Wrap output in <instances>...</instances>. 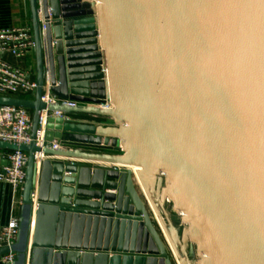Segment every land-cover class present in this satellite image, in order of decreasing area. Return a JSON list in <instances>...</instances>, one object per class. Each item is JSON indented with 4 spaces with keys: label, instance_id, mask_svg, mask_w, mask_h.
Segmentation results:
<instances>
[{
    "label": "water",
    "instance_id": "obj_1",
    "mask_svg": "<svg viewBox=\"0 0 264 264\" xmlns=\"http://www.w3.org/2000/svg\"><path fill=\"white\" fill-rule=\"evenodd\" d=\"M29 3L38 89L0 106L32 112L35 139L47 63L80 105L51 112L112 125L50 118L46 141L81 150L44 153L92 164L46 160L39 176L35 143L0 142L28 154L15 264H184L173 231L188 260L264 264V0H41L44 29Z\"/></svg>",
    "mask_w": 264,
    "mask_h": 264
},
{
    "label": "built area",
    "instance_id": "obj_2",
    "mask_svg": "<svg viewBox=\"0 0 264 264\" xmlns=\"http://www.w3.org/2000/svg\"><path fill=\"white\" fill-rule=\"evenodd\" d=\"M40 23L45 25L43 18L42 3L39 8ZM35 43L32 28H14L0 30V97L22 99L21 96L33 95L35 98L38 89L36 77L20 67L14 66L5 60V57H12L17 60L27 58L30 53H34ZM54 84L51 80L49 66L46 63L44 84L42 87L41 101L46 109L40 114L39 128L36 138H32L33 117L32 112L23 108L0 106V142L16 145L17 147L35 146L40 150L34 154V161L37 166L38 176L43 163L55 157L44 153L45 149L51 150H81L72 145L63 144L61 141H46L48 120L50 118H62L65 122L74 121L70 115L60 112H51L50 106H64L67 108H77V102L63 100L53 93ZM31 99V100H34ZM30 100V99H23ZM112 108L110 103L100 105L101 109ZM87 151V150H85ZM0 157L6 160L7 165L0 173V183L8 184L13 189V194L22 205V194L26 182V169L28 164V154L15 152H2ZM38 186L32 192V202L37 206ZM19 217H12L6 227L0 231V249L7 248L9 252L0 257V264H15L16 253L13 248L16 245L19 235Z\"/></svg>",
    "mask_w": 264,
    "mask_h": 264
},
{
    "label": "crops",
    "instance_id": "obj_3",
    "mask_svg": "<svg viewBox=\"0 0 264 264\" xmlns=\"http://www.w3.org/2000/svg\"><path fill=\"white\" fill-rule=\"evenodd\" d=\"M14 28H32L31 25V11H30V3L29 0H0V30L5 29H14ZM5 60L10 64L20 67L26 71H29L33 77H36V60L34 53H30L27 58L22 60H17L12 57H5ZM87 108H91V105H81ZM70 117L75 120V122H82L88 124H102V125H112V121L102 117H96L93 115H85V114H71ZM80 149V148H79ZM90 152H98L91 149H82ZM4 151H0V154ZM105 153V152H103ZM50 161H58V162H73L76 164H92V163H82L80 161H75L63 157H55L53 159H49ZM3 161V159H2ZM94 165V164H93ZM102 166H107L104 164H99ZM2 166L0 163V170H2ZM134 169V168H133ZM132 169V170H133ZM154 185V184H153ZM152 183H150V192L152 193V188H154ZM155 186V185H154ZM156 187V186H155ZM109 191H106L108 193ZM20 201L18 197H15L13 194V189L10 185L5 183H0V231L4 227H6L12 217H19L21 205L17 202ZM157 207L159 213L166 223H171L172 221L169 219L162 210L161 205L157 203ZM163 212V213H162ZM176 248L178 249L181 257L185 260H188V246L185 251L182 249V241L177 239ZM198 260V258H197ZM191 264H194L191 262Z\"/></svg>",
    "mask_w": 264,
    "mask_h": 264
},
{
    "label": "rangeland",
    "instance_id": "obj_4",
    "mask_svg": "<svg viewBox=\"0 0 264 264\" xmlns=\"http://www.w3.org/2000/svg\"><path fill=\"white\" fill-rule=\"evenodd\" d=\"M22 99H33L34 96L33 95H28V96H21ZM154 188H152V193L153 195L156 197V200H157V203L158 205L160 204L161 205V210L167 215L169 216V219L171 221H178L180 218L179 216H177L174 212H173V209H172V205L168 202V201H163L162 199V196H159L160 194L158 193L159 190H158V185L155 187L153 186ZM160 193L163 191V186H161L160 188ZM162 212V213H163ZM168 229H171L172 230V227H171V223H166ZM184 228H186V225L182 224L180 225V238H183V230ZM187 258V257H186ZM197 259H190V262H193L195 264Z\"/></svg>",
    "mask_w": 264,
    "mask_h": 264
},
{
    "label": "bare ground",
    "instance_id": "obj_5",
    "mask_svg": "<svg viewBox=\"0 0 264 264\" xmlns=\"http://www.w3.org/2000/svg\"><path fill=\"white\" fill-rule=\"evenodd\" d=\"M133 169V168H132ZM131 169V170H132ZM140 169L139 168H134L133 169V172L135 173V177H136V179H137V181H138V183L139 184H141V182H140V180L138 179V175H137V172L139 171ZM153 185V184H152ZM141 186V185H140ZM150 186V185H149ZM149 186H148V190H147V192L149 191L150 192V188H149ZM154 186V185H153ZM143 189V188H142ZM144 190V189H143ZM145 191V190H144ZM149 194V193H148ZM149 195H151V197H152V199H153V202L154 203H156L157 204V200H156V197L155 196H152V194H151V192H150V194ZM156 208L158 209V207H157V205H156ZM157 211H159V210H157ZM155 213V212H154ZM156 215V214H155ZM156 218H157V220L158 221H160L159 220V218L156 216ZM163 219V218H162ZM163 223L166 225V222H165V220L163 219ZM166 227H167V225H166ZM167 233V232H166ZM168 235H169V237H170V239L172 240V241H174V242H176L177 240H176V236H175V232L173 231V233H171L170 232V234L168 233ZM167 239H168V241H169V238H168V236H167ZM177 243V242H176ZM179 257H181V255H179ZM181 259L184 261L183 263L184 264H191V262H188V261H185L182 257H181ZM179 261V260H178ZM202 260L199 258L198 260H196V262H195V264H200V262H201Z\"/></svg>",
    "mask_w": 264,
    "mask_h": 264
}]
</instances>
